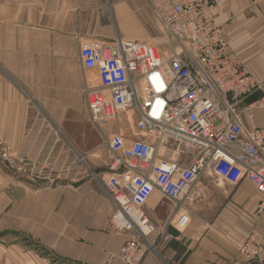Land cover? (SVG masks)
I'll return each mask as SVG.
<instances>
[{"label": "crops", "instance_id": "0c3cea01", "mask_svg": "<svg viewBox=\"0 0 264 264\" xmlns=\"http://www.w3.org/2000/svg\"><path fill=\"white\" fill-rule=\"evenodd\" d=\"M207 1L231 50L260 85L239 104L247 127H259L264 111L247 107L264 96V0ZM113 7L135 6L129 0H0V149L10 151V164L20 146L25 150L40 140L35 127L43 120L51 126L39 141L44 145L55 143L57 132L72 146L88 140L97 145L90 135L95 128L84 94L89 72L80 46L121 37L113 29ZM121 38L148 43L159 36ZM125 121L110 135L128 132ZM1 162L0 264H123L119 254L129 234L112 227L107 172L47 187L11 174ZM199 187L203 195L193 204L212 216L197 214L181 228L176 223L182 211L174 214L175 205L161 194L147 202L145 212L156 229L143 264H264V195L248 182L219 186L210 174ZM253 232L263 249L249 263L239 248Z\"/></svg>", "mask_w": 264, "mask_h": 264}, {"label": "built area", "instance_id": "2783aa9c", "mask_svg": "<svg viewBox=\"0 0 264 264\" xmlns=\"http://www.w3.org/2000/svg\"><path fill=\"white\" fill-rule=\"evenodd\" d=\"M144 1L170 43L167 54L121 37L81 41L80 46L82 67L89 72L84 78L89 122L110 157L106 185L115 205L111 224L116 232L129 234L119 254L123 264H143L151 248L148 239L156 226L145 206L155 192L175 205L174 214L203 195L199 185L205 174L219 186L248 182L264 195V121L247 127L239 108L260 85L231 50L211 4ZM256 109L264 111V96L247 107ZM116 121H125L128 132L106 135L105 127ZM49 145L52 155L56 142ZM0 155L9 159L5 149ZM35 175L47 187L97 178L93 172ZM262 249L253 232L239 254L252 263Z\"/></svg>", "mask_w": 264, "mask_h": 264}, {"label": "rangeland", "instance_id": "374dc122", "mask_svg": "<svg viewBox=\"0 0 264 264\" xmlns=\"http://www.w3.org/2000/svg\"><path fill=\"white\" fill-rule=\"evenodd\" d=\"M129 1L131 3L133 2V5L135 6L134 10L126 8L117 9V7H113L114 20L112 19V25L114 31L121 37L133 36L143 38L144 41L159 36L158 40L148 42V44L154 46L160 52L167 54L170 51L171 46L158 21L153 17L152 13L144 7L140 0ZM42 122L43 123H39V125L37 124L38 126L35 127V139L40 136L39 141H43V138L47 136L46 128L51 130V126H49L50 124L47 121L43 120ZM117 127H119L118 121L110 122L105 127L104 131L106 135H110ZM94 131L95 132H92L90 135L97 145L92 143L91 140H88L86 145L72 146L68 143L63 144L64 141H61L60 134L57 132L55 136V151L52 155H50V145H44L38 141L36 144L27 145L25 150H23V146H20L14 155V159L11 161L12 164H10V160L8 161V159L3 158L2 156L0 157V160H2V164H6L13 170L11 174L16 175L21 179L24 178L32 182L34 185L46 184V181L36 179L35 172H107V164L110 157L106 148L102 145L103 140L101 134L96 129ZM59 141L62 143H59ZM78 150L86 155L85 161L87 165L81 163L78 155H83L78 153ZM9 152L10 151L7 150L10 159L11 155ZM63 152H65V154ZM21 154L26 156L23 159H19ZM35 162L38 164V170L36 171ZM167 207L169 209V206ZM185 207L188 209L187 212H190H188V214L185 212V209L182 210V214L178 218V223H176L179 228L187 224L190 218L197 217V214H200V216L206 214V217L204 216L206 219L211 218L212 216L211 212H204L202 209L198 208L197 205L195 206L192 203H186ZM161 217L166 218L167 214Z\"/></svg>", "mask_w": 264, "mask_h": 264}]
</instances>
